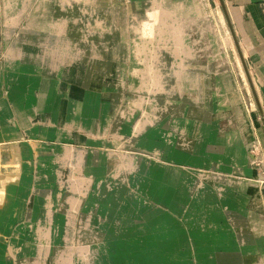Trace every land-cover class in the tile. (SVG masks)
<instances>
[{
	"label": "rangeland",
	"instance_id": "obj_1",
	"mask_svg": "<svg viewBox=\"0 0 264 264\" xmlns=\"http://www.w3.org/2000/svg\"><path fill=\"white\" fill-rule=\"evenodd\" d=\"M34 1L28 3V0H22L20 4L21 8H19V12H15V14L17 15H16V19H14L15 21L12 23L14 24L11 28L12 30L11 29H10L11 31L9 30L11 32L10 33L11 36L10 35L7 36L6 30H4L6 24L5 12H4L5 1L0 0V74H1L0 95L3 99L6 100V103L9 104L13 110L14 120L17 129L19 130V133L22 135V139L19 141V143L26 146V148L28 149V151L26 152L28 153V155L25 153L26 155L24 154L23 156H21L19 158L20 160L17 159L18 161L16 160V157H14L15 160H13L10 163L0 162V213L2 215H5L6 219L8 217H11V214L9 215L6 209L7 206H11L14 203V207L15 206L17 207V212H18L17 215L19 216L21 215L20 218L19 216L16 217V220L13 223L14 225L13 224L11 225L12 231H10L7 235L4 230L5 227H3L0 221V264H5L7 259L9 258V251L8 248L6 249V247H8V245L11 243L12 239L14 238L13 235L14 231H16V228L18 226L28 223V226H24L21 228V231L23 232L22 239L35 238L36 230L42 228L43 226L47 225L48 227L53 225L52 227H54V229H56L57 227L56 219L54 218V214H56L57 211L56 200L58 199V197L56 195L53 197L52 200L54 204L53 206L50 205L51 200L45 198L43 203L38 207V209H34V206L33 207L30 206V203L27 202L23 203V200H21V194H19L20 183L22 181L21 179H23L25 175L28 174L31 183L34 182V179L36 177V164L38 161L41 160L40 158L41 155L43 156L50 154V156L47 158L49 159L55 157L58 158V156H56L57 153L51 154L49 151H42L41 147L39 149V146H42L43 144L61 145V146L71 145L76 149H83V150L85 149L87 151L97 152L94 153L95 155L93 154V152L89 154V156H87V158H85V161L83 162H79L75 158H73L70 163H66V158L62 159L61 167L59 168V170H57L59 173L57 174L59 175L60 180L59 179L57 180L56 177H54L55 176L54 172L53 173L50 172L51 174H49V176L52 178L51 179L52 184L53 183L56 184L57 182L63 183L65 189V191L63 192L67 193L68 195H72L73 197H76L81 201L77 206L78 210L74 211L75 215L77 214V216L79 217L76 219L77 224L74 225L79 226L78 220H80L83 215H84L83 219L88 217L92 218V219H88L90 221V225L92 226L90 227L92 230H90V233L85 232V234L90 235L89 237H93L90 241L86 243L88 246L90 245L91 248H94V250L88 251V253L92 252V255L94 256L96 263L93 262L90 258L89 259L90 264H94V263L108 264V262H106L108 260L106 255L108 253H107V249L104 248V246H106L109 242H111L112 238L114 237L115 238L126 237L130 240L129 244L131 246L130 247L131 251H127L126 253L127 257H125V254L122 253L123 254L122 256H124V258L126 259L130 257L129 255L132 256L133 259H131V262H129L130 264H133L135 261H136L135 263L138 264L137 257L139 255H137L136 253L139 252V250L141 251L138 254H140L141 257L144 256L143 254L149 256L147 258L145 256L143 258H140L139 256L138 258L139 263L145 264L146 262H149L146 264H152L153 259L151 258L153 252L150 248L146 247L145 236H144L145 231H143L144 229L142 228L140 229V227L137 229V226L140 223L143 225H147L148 223H151L155 218L161 217L167 210L165 207H168L169 203L173 202L172 194L175 193V190L178 191L179 188H174V185L171 183V181L169 182L171 176L170 170L172 168L181 170L180 175L175 173L176 177L174 178V180L178 181L180 184L183 183L184 187L181 189V191H179L180 192L179 196L184 202H186V204L181 205V207L177 209V212L180 214L175 221L176 225L181 223L183 225H188L186 224V222H191V221L196 222V224H200V221L205 220L214 223L220 222L221 226H223L225 223L230 224L231 225L230 231H228V234H226L228 238H229V234H233V231L235 232L236 228H234L233 225L234 222L232 221V218L234 216L231 215L230 217H227V215H225L226 212L228 213V209L225 206L221 205V202L217 197L220 195V192L219 190L217 191V189L220 188L219 186L221 183H219V181L212 180L211 178L204 179V176H206V174L213 175L214 177L234 178L238 180L239 182L238 187H236V185L233 186V183L230 187L231 191L233 192L232 196L233 197L236 196L240 200L237 205L238 212H235L234 215L239 216L241 213V215L245 217L244 219H247L251 214V212H255L258 210L259 213L264 216V199L262 198L264 197V105L259 97V89L256 86L257 83L255 81L256 76L254 75V70L250 69L249 64L247 63L245 52H243L241 47H239L238 43H236V38L234 37L231 31L230 20L227 16L226 9L220 3V1L202 0V4L206 14L208 15V21L213 30L214 37H216L219 40L218 42L219 44L217 45L220 48V50L224 52V54L226 53L225 55L227 56L226 57L227 63L230 61L227 64V66L224 68L225 69L224 73H221L222 71L220 72L219 69L221 65H225L224 61L216 60V62L214 61L215 63H213L214 65L212 64L214 67L213 66L210 67L211 63L213 62L212 59L213 57H215L213 54L214 52L210 50L212 42L205 40L201 41L199 38V29L193 27V23H194L193 19L185 17L179 11L177 10L172 11L171 13H169V15L167 14L168 17H164L165 19H161L163 17L159 18L157 16L158 14L155 12L156 14L154 13V15L155 17L157 16L159 20L158 18L156 19L153 17L155 19L154 20L152 17H150V19H152L154 22L158 21L160 24L159 25L158 23H156L155 25V23L152 22L151 20L150 21L152 23H146L147 19L145 18L138 20L136 17L137 15L132 14L130 10H128L130 5L129 3L130 0H119V4L121 5V7L117 5L115 7L111 6L110 8L107 6H102L97 8L99 9V11L97 10L96 12L99 14H103L105 13V10L109 9L108 11H110L112 17L109 23L106 24L107 27L104 28L103 26H100V25H104L101 22L103 19L101 17L98 19L95 18L94 21L96 22L95 25L96 27L94 28L96 30L98 29L100 31L104 29L108 33L110 30L106 28L112 27L113 29H115V27L121 26L120 23L126 25V34L123 37V41L127 44L125 53H127L128 56H127V60H125V66H124L125 78L123 77V81H124L123 85L121 89L117 91L111 90L109 86H104L103 89H98L94 87L85 88L81 84V81H74L71 79H66L60 75H57L56 73L51 74V73L40 72L37 70L38 71L37 73L42 78L41 86L43 88L45 86H48V88L50 87L51 89L50 82L52 80L56 82V86H55V88L57 89L56 94H54L53 103L50 107L47 116L49 117V121L51 122V124L54 125V127L59 132L51 140L45 139L42 136L34 137L26 132L27 130L32 129V127L36 124V121L40 122L42 125L44 124V120L41 118V115L46 114V112H44L45 107L43 106V104H38L36 106H33L28 103L31 100L27 98L26 101H24L25 103L23 105L24 107L22 108V111L18 112L19 116H21V119L20 117H18L16 112L17 108L15 109V106L11 98L10 88L13 89V87H15L16 84L18 89L20 86H23L24 82L26 81L24 76L25 75L27 76V73H29L30 70L24 71L23 69H20L18 65H14V64L12 66L10 65L7 67L5 61V57L7 53L10 51V49L14 44L17 45V43L19 42H23L25 43V45L27 44L26 43L27 38L23 33L27 32L26 31L27 28L34 23L33 11L37 5L36 4L37 1L36 0ZM102 1L106 3L111 2V0H102ZM120 11L123 12L122 15H120ZM76 15L77 13L73 14L71 17H75ZM160 20H162L161 23L165 22L164 24H166V26H163V24L160 23ZM176 26L182 30V35H181L182 37L180 41L185 46H187L185 48L182 47L181 49L180 47L182 45L180 47L179 46L177 47L176 44L179 41L177 37L173 36L174 34L172 35L169 31H167L166 34L163 32L165 28H168L167 30H170ZM119 30L121 32V29ZM55 34L52 33V36L53 35L64 36V33L63 34L60 33L56 35ZM136 35L142 39L141 41L142 44L140 42L137 43L135 39ZM176 39L178 42L176 41ZM187 42L189 45L187 44ZM19 44L20 45H18L17 47L18 52H19L18 49L23 47L21 43ZM179 48L181 51L184 52L183 53L181 51L179 52L178 51ZM13 50L15 49L13 48ZM77 52H78V56L81 59H83L84 56L78 50ZM162 52L164 53L163 57H161ZM37 55L39 57L42 56L40 53H37ZM65 55H68V53H66ZM164 56H167L166 57L167 60L164 59ZM194 56H196V61H194L192 58ZM60 57L61 55L58 57L54 56L52 57L53 59L50 62L65 61L64 60L65 58L63 57L60 58ZM132 57L135 60L134 61V63H136L135 65L130 64V59ZM44 65L45 62L41 65V67L43 68ZM151 65H154L152 66L153 71L149 73V71L147 72L148 69L146 67L147 66L150 67ZM167 65L171 66V68L173 67V69H175L176 72L178 70L180 71L181 69L182 72L178 71L177 73H182V74L185 69L186 72L188 71L192 72L197 70L191 67L199 66V67H203V69L205 68L204 70L200 69L201 71L199 72L202 75L205 74L207 78L203 80L204 83L202 82L199 85V87H202L203 86L202 84L204 85L206 84V87L210 88V85L208 83L209 80L211 78L223 79L221 78L222 74H227V75L229 74L230 77L232 76L231 78L234 83H232L231 81L230 89H227L226 87L222 89L223 96L222 99L221 98L220 99H221V103L227 105L226 112H228L229 109L231 108L230 110L232 114L230 113L229 116L227 115L225 117L226 119L225 122L230 128V132H232L231 134L232 135L234 134L233 136H235V131H233L235 129L234 127H232L234 126L233 119H235L236 121L240 120L242 114L240 113L235 114V111L232 110V108H234V106L240 107L244 112L243 114L245 115V117L247 115V118H244L245 119L244 122L246 125V132L247 135L250 132H252L251 134L253 135V137L248 139L244 138L246 141L244 140L243 142L240 141V146L237 147L240 152L236 153V155H240V159L243 158L244 161H246V165L243 163L244 168L242 169V170L247 169L245 170V172L240 171L239 166L237 170H235V167L231 166L232 163L229 166V168H231L230 170H221L217 164L209 161L208 165L210 166V168H215V170L213 169L210 170L209 168H204V166L199 167V165H194L196 162H194L193 159L188 160L189 163H187L188 161H185L183 163L182 161L180 162L173 160V158H175L172 153L173 150L175 151L178 149L179 152H182L181 149L185 145L190 148L189 154L191 150H195L197 148L196 146L197 142H202L203 145L205 143V145L209 149L216 152H221V149H223V147L214 142H211L212 140L211 132L217 130L219 127L218 125L216 126L212 125L214 121H212L211 118H213L217 110L215 108L216 103L214 102V99L210 95L211 94L210 91L207 92V95L204 97H203L204 91L199 92V94H197L198 102H194V100L192 99L191 97L192 90H190L191 87L189 89L187 85L186 87L185 85H183L184 92L182 88L179 87L178 97L166 96V95H162L161 93H158L157 90H159L160 88L164 90H168L166 85L163 84V82L159 81L158 79L162 73V71H160V67L161 66L167 67ZM164 70L165 73L168 72L166 68ZM241 74L243 75V77L241 76ZM130 75H133L132 76L133 79H131ZM211 81L214 80L211 79ZM221 83L224 85L227 82L221 80ZM232 84H234V86ZM75 88H78L82 91L85 90L84 92L86 93V96L83 95L80 97L79 96L75 97L73 95ZM169 88L171 89L168 90V93L170 91L176 90L174 88L173 83L170 85ZM202 89L204 88L202 87ZM185 90L186 91L189 90V92H185ZM115 93L117 95H115ZM180 93L181 94L185 93V96L181 95L182 96L181 97ZM186 93L187 95L188 93H190L188 95L189 97L186 95ZM229 94L235 95L234 99L232 100L234 103H232V101L231 102L229 101ZM103 98L105 99L120 98V104L121 105L124 104L126 106V109L129 112L131 111L130 113H133L135 110L134 108L136 106H139L138 103L143 105L145 101H141V100L144 99L159 100V101L161 100V101H167L169 103L173 102L175 103V105H171V104L169 105L167 104V105L173 107V109H176L174 116L178 120L176 123V127L174 128L173 124L170 123L166 129L162 130L160 134L159 133L157 134V137L154 140L161 145L160 148L158 149V152L148 151L147 149H142L141 147L137 148L136 141H133L130 138L126 139L128 143L126 141H122L121 139H119V137L115 136L114 133L109 132L108 125L106 124L103 125L101 119L97 118V114L95 115L92 114L93 110L97 108L96 106L97 104L95 103L96 101H98V104H100L99 106H101V110L105 108L103 107L104 106ZM80 102H82V104H85L86 107L85 113H80V110H78V104ZM249 105H252V107L250 106L252 109L249 108ZM192 106H197L202 113L205 114L206 112L207 114H209V116L206 117L207 120L201 118L200 119L194 118V116L191 115ZM138 111L140 113V109ZM95 112L96 111H94V113ZM142 113L143 112H141L140 117H137L139 118L140 121L139 122L136 121L133 124L130 123L129 126L136 125L137 127H141L143 123H145L146 121L145 116L148 115L147 113H144V118H143ZM165 116L166 115H164V117ZM192 121H194L193 124ZM7 123L14 127V122L11 116L7 119ZM163 123L164 121L158 122V125L164 126ZM190 124H192L191 128H190ZM149 125L151 127H157V123L154 125L147 123L146 126L148 127ZM0 126L3 127L1 123ZM61 130H65V131L61 132ZM1 131L2 130L0 129V140H1L0 146L3 145L4 147H10L9 143L7 142V140H11L10 137H7L9 136V134L6 132L4 128H3L4 135L3 133H1ZM149 131L150 132L153 131L155 133L154 128L150 129ZM239 132H240V125H239ZM75 133H77L78 134L77 136H79L80 138H75L76 136ZM214 134H216L214 135L215 137L219 133H214ZM69 137H71L72 139H68ZM19 138H21V136ZM65 139H68V141L67 142L64 141ZM232 140L234 139L232 138ZM13 143L14 142H12V144ZM120 153H124V155H128V157L132 156L131 159L133 161L135 160L134 155L142 156L146 159V161H148L146 162L145 165H141V167H139L137 172H139L138 173L139 175H146L148 173L147 165L149 163L152 166V173L148 175L149 178L152 180L153 179L155 180L157 178L160 181L163 180V182L162 181L161 182L163 183V185L166 186L165 191H163V193L165 192L166 194V199L163 204L164 207L156 204V202L151 200L150 201L147 200V202L143 203L142 205L135 207V205L132 203L134 198L133 192H136L138 186H134V185L129 186L127 184L128 188L126 186L122 187L119 179L116 180V176L113 179L109 178L110 174L113 172L112 169H114V166L117 164L118 161L117 154ZM57 155H59V153ZM109 156L112 157L109 158ZM136 161L140 163L139 162L140 160L136 159ZM28 164H29L28 168L30 169L27 171L26 167ZM162 164L165 166H163ZM76 167H79L77 168L78 169L77 176H72L74 173L73 169L74 168L76 169ZM96 169H101V170H96ZM80 170L82 171V173H80ZM32 186L33 184L32 185L30 184L29 186L30 193L28 192L27 194L28 197H31L29 196L31 194L32 196L41 195L40 197H42L41 191H45L46 188H42L39 186H35V187ZM53 188L54 186L46 189L48 190L46 192L53 193L54 192ZM122 190L126 191V196L124 197L129 199V201L127 199H124L126 200L124 201V204H115L114 206L109 204L108 205L109 210L105 211L107 207L105 208V210L103 209V211H101V215H99L100 217H97L94 212L90 216L87 214L90 212L91 205L87 206L86 208L87 211L83 210V207L86 206V203L91 199H95L97 195H103L104 193H106L104 195V199L108 198L110 201H108L107 203H110L112 201V198L116 199L117 193L118 192L121 193ZM209 190L212 193L211 195L213 196V198L216 199H211L209 201L208 200L206 201L205 199L206 193ZM12 193H16L17 195ZM11 195H13V197H11ZM229 197L232 199L231 193L229 194ZM197 199L198 201L195 202L194 205V200ZM83 200H85L86 202ZM255 201L257 203H255ZM107 203L106 201H104L103 206L106 205ZM209 207L213 209H210ZM45 209H47L46 210L47 213L45 212L47 215L46 217L44 215ZM211 211H215L218 214L216 215L217 219L214 218L213 216L216 213L211 214ZM40 217H45V218L43 220H40ZM11 218L8 220V223L12 220ZM85 221H87V219H85ZM171 222L172 221H170L169 226H172ZM164 223H166V221ZM5 224L7 225V223ZM98 225H102L104 229L102 228V230H99L97 227ZM123 225H126L125 228L123 227ZM80 228L83 229L82 227ZM109 230H112L113 233H111ZM132 230L134 232H132ZM237 230L240 233V224L237 226ZM245 230H249L247 225H245ZM139 232L142 233L139 234ZM251 232L252 231H250V233ZM108 233H110L109 236ZM153 233L155 234V232ZM148 234H150V232ZM212 234H214V237H217L216 238L217 240L218 239L221 240V238H224L221 235V232H219L215 228H213ZM164 235L165 234L163 235L156 234L153 236V238H157L159 240L163 238ZM57 237L60 239L61 238L65 239L66 238L65 231H63V233H61L60 236L54 234L53 237L54 243ZM77 237L80 236L78 235ZM77 241L79 242V239H77L75 242H73L74 244L71 245H76ZM81 242H86V241H81ZM25 243L26 241L24 242V244ZM226 244L232 245L231 240H227ZM97 245H99L98 248L96 247ZM260 248L259 246H256L255 252L254 253L250 252L249 255L250 257H247V259L245 258L243 262H241L243 259L242 260L240 259V264H264V252H262V249ZM180 251L182 252L183 250L180 249L179 253ZM213 252L215 253L217 259L218 257H221L223 254L231 255L233 253H237L238 251L232 248L231 249L221 248ZM21 253H23V251H21ZM24 254L25 252L23 253V256ZM122 256L121 258H123ZM134 257L136 258V260H134ZM230 258L231 257H228L227 259ZM140 259L141 260L144 259V261L142 260L141 262ZM148 259H151V261H149ZM87 264H89L88 261Z\"/></svg>",
	"mask_w": 264,
	"mask_h": 264
},
{
	"label": "bare ground",
	"instance_id": "obj_2",
	"mask_svg": "<svg viewBox=\"0 0 264 264\" xmlns=\"http://www.w3.org/2000/svg\"><path fill=\"white\" fill-rule=\"evenodd\" d=\"M4 1H5L4 12H5V19H6L4 30H6V34L8 36L10 35L11 33L10 31L12 30L11 28L14 25L12 23L15 21L14 19H16L17 14H15V12H19V8H21L20 4L22 0H4ZM32 1L34 0H28V3ZM36 1H37L36 3L37 5L33 11V18H34L33 22L34 23L27 28L26 30L27 32L23 33L27 38V41H26L27 44L25 45V43L19 42L23 45L22 48L18 49L19 52L17 51V47L18 45H20L19 43L16 42L17 45L14 44L12 46V48L10 49V51L7 53L5 57L7 67L10 65L12 66L14 64V65H18L19 68L23 69L24 71L32 70V72H35V70L39 68V62H40L39 60H42L44 58L48 59L49 56H51V54L52 55L57 54L56 55L57 57L61 55L60 58L62 57L65 58L64 59L65 61L62 60L64 63L59 62V61L57 62L52 61L51 63L52 65L50 67L52 68L51 70L53 73L60 74L61 70L64 69L63 73H65V75L62 74L64 78L79 79L81 80V84L85 88L94 87L98 89H103L104 86H109V88L113 91H117L121 89L123 82H124L123 77L125 73L124 72L125 71L124 70L125 60H127V56H128V54L125 53L127 44L123 41V37L126 34V25H124L123 23H120L121 26L115 27V29H113L112 27L106 28L110 30L108 33L104 29L99 31L98 29L96 30L94 28L96 27L95 26L96 22L94 21L95 18L98 19L101 17L103 19L101 22L104 25H100V26H103L104 28V27H107L106 24L109 23L112 17V14L110 13V11H108L109 9L105 10V13L99 14L96 12L97 10L99 11V9L97 8L102 7V6H107L110 8L111 6L115 7L117 5L121 7V5L119 4V0H111V2H108V3L103 2L102 0H63L64 2L62 0H36ZM129 3L130 5H129L128 10H130L132 14H136L137 15L136 17L138 20L142 18L147 19L146 23L154 22L152 19H150V17L152 18L154 17L156 19L158 17L159 18L163 17L161 19H165L164 17H168L169 13H171L174 10L179 11L185 17L193 19L194 21L193 27L199 29L200 40L212 42L210 50L214 52L213 54L215 57H213L212 59L213 62L211 63L210 67L214 65L213 63H215L216 60L224 61L225 65H221L219 67L220 72L222 71L221 73H224V70H225L224 68L227 66V64L230 61L228 60L229 62L227 63V58H226L227 56L225 55L226 53L224 54V52L220 50V48L217 45L219 44L218 43L219 40L216 37H214L213 30L208 21V15L206 14L203 4H202V0H130ZM155 12L158 14L157 15L158 17L157 16L155 17L154 15ZM76 13L77 15L75 17L77 18L71 17L73 14H76ZM122 14L123 12L120 11V15ZM72 18H75V19H72ZM161 22L162 20H160V23ZM154 23L155 25L156 23L159 24L158 21ZM164 23L165 22L161 24H163V26H166V24ZM119 29H121V32ZM167 29L168 28H165V30H163L165 34L167 33V31H169L172 35L174 34L173 36L178 38L179 42L176 39V41L178 42V43L176 42L177 47L178 46L180 47L181 45H182L180 47L181 49L182 47L184 48L187 47L180 41L182 37L181 29H179L177 26L173 27L170 30H167ZM52 33L54 34L64 33V36H61V35L52 36ZM135 39L137 43L139 42L141 43L142 41V39L138 37L137 35L135 36ZM13 48L15 50H13ZM180 48L178 49L179 52L181 51ZM77 50L84 56L83 59H81L78 56ZM181 52L183 53L184 51H181ZM37 53H40L42 56L39 57ZM66 53H68V55H65ZM163 54L164 53L162 52L161 57H163ZM66 57H69V58H66ZM166 57L167 56H164V59H166ZM192 58L194 61H196V56ZM50 61L49 59L48 61L42 60L43 63L45 62L44 70H46L49 67L47 65H49L48 62ZM134 61L135 60L132 57L130 59V64L135 65L136 63H134ZM152 66L154 65H151L150 67L148 66L146 67L148 69L147 72L149 71V73H151L153 71ZM165 68L168 71L166 73L164 70ZM191 68H195L198 71L195 70L191 72L187 70L188 72H186L185 71L186 69H185L184 72L186 73L183 72L182 74V73H177L179 70L176 72V70L173 69V67L171 68V66H168V65L167 67L161 66L160 71H162V73H161V76L158 78L159 81L163 82V84L166 85L168 90L171 89L169 87L173 83L174 88L176 90L170 91L168 93V90H164L160 88L157 91L158 93H161L162 95L178 97L179 87H181L183 90V87H184L183 85H185V87L187 85L189 89L191 87L190 89L192 90L191 97L194 100V102H198L197 94H199V92L204 91V95H203L204 97L207 95V92L210 91L211 92L210 95L212 96V98L214 99V102L216 103L215 108L217 110L213 118H211V120L214 121L212 125L213 126L218 125V127L220 128V129L218 128L217 130H214L213 132L210 131L212 133L211 142H214L222 146L223 149H221V152H216V151L209 149L205 145V143L203 145L202 142H197V145H196L197 148L195 150H191L190 154H189L190 148L186 145L184 147L182 146L183 147L181 149L182 152H179L178 149L175 151L173 150L172 153L175 157L173 158V160L180 161V162L182 161L184 163L185 161L193 159L194 162H196L194 165H199V167L204 166V168H209L210 170L211 169L215 170V168H210V166L208 165L209 161L217 164L221 170H230L231 168H229V166L232 163L231 166H234L235 170H237L239 166L240 171L245 172V170L247 169H244V170L242 169L244 168V164L246 165V161H244L243 158L240 159V155H236V153L240 152L239 149L237 148L238 146H240V141L243 142L245 140L244 138L248 139V138L253 137V135L251 134L252 132H250L248 135L246 132V125L244 122L245 121L244 118H247V115L245 117V115L243 114L244 112L242 111L240 107L234 106V108H232V110L235 111V114H239V113L242 114V117L240 120L236 121L235 119H233L234 126L232 127H234L235 129L233 130L235 131V136H233L234 134L233 135L231 134L232 132H230V128L225 122L226 121L225 117L227 115L229 116V114L231 113V110H230L231 108L229 109L228 112H226L227 105L221 103V99L223 96L222 89L225 87L227 89L231 88L230 83L232 81V78H231L232 76L230 77L229 74L228 75L222 74L221 78L223 79L211 78L214 81H211V79L209 80L208 83L210 85V88H207L206 84L205 85L202 84L203 85L202 87L204 88L202 89V87H199V85L202 82L204 83L203 80H205V78L207 77L205 76V74L202 75L199 71L204 70L205 68L203 69V67H199V66L191 67ZM145 69H144V72H145ZM242 74L241 76L243 77ZM132 76L133 75H130L131 79H133ZM24 78L26 81L24 82L23 90L26 91V94L21 95V93H19V90H18V93H16L17 84L15 87H13V89L10 88L11 98H12L15 108H17V112L22 111V108L24 107L23 105L25 103L24 101H26L27 98L29 100H32L35 98L33 94L36 92L37 85L40 80V77H38L36 73H27V76L25 75ZM221 80L227 83L223 85L221 83ZM0 81H1V74H0ZM232 83L234 82L232 81ZM52 85L56 86L55 82H52ZM232 85L234 86V84ZM244 87H245V84H244ZM186 90L185 92H189V90L188 91ZM84 91L78 88H75L73 95L75 97H78V96L80 97L81 94L86 96V93ZM77 93H78V96H77ZM189 94L190 93H188V95ZM115 95L117 94L115 93ZM181 95L185 96V93L184 94L180 93V96ZM234 97L235 95L229 94V101L231 102L234 99ZM103 101H104L103 107L105 108L101 110V106H99L100 104H98V101H96L95 103L97 104L96 105L97 108L93 110L92 114L94 115L97 114V118L101 119V122L103 123V125L105 124L108 125L109 132L114 133V135L119 137V139H121L122 141H126L128 143L126 139L130 138L133 141H136L137 148L141 147L142 149H147L148 151L158 152V149L160 148L161 145L154 140L156 139L157 134L158 133L160 134L162 130L166 129L170 123H172L175 128L176 123L178 121L174 117L176 109H173V107L168 106L169 104L175 105V103L173 102L169 103L167 101H161V100L159 101V100H150V99L145 100L144 99L141 101H145V103L143 105L138 103L139 106H136L134 108L135 109L134 112L130 113L131 111L129 112L126 109V106L124 104L122 105L120 104V98H106V99L103 98ZM0 103L2 104V106L0 107V123L3 125V128L9 134V136L7 137H10L12 140L18 139L20 137V134L16 133L15 127L7 123V119L11 115H10V111L8 110L9 107L6 104V100L1 99ZM232 103L234 102L232 101ZM250 106L252 107V105H249V108L252 109ZM85 108H86L85 104H82V102L78 104V110H80V113H85ZM137 109L138 110L140 109V113ZM94 111L96 112L94 113ZM141 112H143L142 113L143 118H144V113L148 114L145 116V120H146V121L144 120L145 123H143V125L141 124L142 125L141 127H137L136 125L129 126L130 123L133 124L136 121L137 122L140 121L139 118L137 117L141 116ZM47 115H48V112L44 115H41V118L44 120L43 125L40 122L36 121V124L32 127V129L31 130L29 129L26 132L29 133V135H32L34 137L42 136L45 139H50V140L53 139L59 131H57L54 125L51 124V122L49 121V117ZM164 115L166 116L164 117ZM191 115H193L194 118L196 119L201 118V119H206V120H207L206 117L209 116V114H207L206 112L205 114L202 113L201 110H199L197 106H192ZM163 121H164L163 123L164 126L158 125V122H163ZM147 123L148 124L150 123L151 125H154L157 123V127H151L150 125L147 127L146 126ZM193 123L194 121H192V124ZM192 124H190V128ZM239 125H240V132H239ZM153 128L155 130V133L153 131L152 132L149 131L150 129H153ZM62 131L64 132L65 130H61V132ZM214 133H219V134L214 137V135H216ZM75 134H76L75 138H80L79 136H77L78 135L77 133ZM232 138L234 140H232ZM68 139H72V138L69 137ZM68 139H65L64 141L67 142ZM13 145L16 146L17 144L14 142ZM40 147L42 151H49L51 154L59 153V155L56 154L58 158L55 157V158L49 159L47 157H49L50 154L43 155V156L41 155L40 156L41 160L38 161L36 164V177L34 179V182L31 183L29 175L28 174L25 175V177L21 179L22 181L20 183L19 194H21V200H23V203L25 202L30 203V206L32 207L34 206V209H38V207L43 203L45 198L50 199L51 200L50 205L53 206L54 204L52 200H53V197L56 195L58 197V199L56 200L57 211H56V214H54V218L56 219L57 227L56 229H54V227H52L53 225L48 226V227L47 225L43 226L42 228L36 230V233H35L36 237L33 239L31 238L32 239L31 240L29 238L22 239L23 232L21 231V228L24 226H28V223L18 226L16 228V231H14V234H13L14 238L12 239L8 247H6V249L8 248V251H9V258L7 259L5 264H72V263L87 264V261L90 264V260H89L90 258L93 262H95V258L92 255V252L88 253V251H92L94 250V248H91L90 245L88 246L86 244L93 237H89L90 235L85 234V232L90 233V230H92L90 228L92 226L90 225V221L88 220L92 218L88 217V218L83 219V216H84L83 215L81 219L78 220L79 226L74 225V224H77L76 219L79 218L77 214L75 215L74 211L78 210L77 206L79 205L81 201L77 199L76 197H73L72 195H68L67 193L63 192L65 191L63 183L57 182L56 184L54 183L52 184L51 183L52 178L49 176V174L54 172L55 173L54 177H56V179L58 180L59 173L57 170H59V168L61 167L62 159L66 158V163H70L73 158H75L79 162H83L85 161V158L89 156V154H91L92 152L93 154L97 152L87 151L85 149L84 150L76 149L72 147L71 145L61 146V145L43 144L42 146H39V149ZM27 151L28 149L24 145H21V146L19 145V147L18 146L15 147L16 160L19 159L21 156H23ZM111 157L112 156H109V158ZM127 157L128 155H124V153L117 154L118 161H117V164L114 166V169H112L113 172L110 174L109 178L113 179L116 176V180L119 179L122 187H125V186L127 187V184L129 186H132V185L138 186L136 192H133L134 198H133L132 203L135 205V207L142 205L143 203L147 202V200L154 201L156 202V204L163 206L165 199H166V194L165 192L163 193V191H165L166 189V186L163 185L162 183L163 180H161L162 181L161 182L158 178L155 180L154 179L152 180L149 178L148 175L152 173V166L149 163L147 165L148 173L146 175L138 174L139 172H137V170L139 169V167H141V165H145L146 162H148L146 161L144 157L134 155V158H135L134 161L131 159L132 156L128 158ZM136 159L140 160L139 161L140 163H138ZM187 163H189V161ZM28 167H29V164L26 167L27 171L30 169ZM77 168L79 167H76V169L75 168L73 169L74 173L72 176H77V171H78ZM96 170H101V169H96ZM75 171H76V174H75ZM180 171H181L180 169H173V168L170 170L171 176L169 174L170 176L169 182L171 181V183L174 185V188H179V189L178 191L175 190V193L172 194L173 202L169 203L168 207H165L167 209L166 212L161 217L155 218L151 223H148L147 225H143L140 223L137 226V229L140 227V229L142 228L144 229L143 231H145L144 236H145L146 247L150 248L153 252L152 258H151L153 259L152 264H240V241L245 238V240H247L245 241V243H251L250 241H252V239L254 238H257L258 236L256 237L255 232H253V234L248 233L246 234L247 236L245 235L244 237L241 238V236H243L244 234H241V232L239 233L237 230V226L240 223V217L234 215V213L238 212L236 206L240 200L238 197L236 196L233 197L232 195H231L232 197L231 199L229 197V194L231 193L230 187L232 183H233V186L236 185V187H238L239 185L238 180L234 178L214 177L213 175H207V174L206 176H204V179L211 178L212 180L219 181V183H221L219 186L220 188L217 189V191L219 190L220 195L217 197L219 198L221 205L225 206L228 209V213L226 212L225 214L228 217L232 215L234 216V218L237 219L233 223L234 228H236V230L235 232L233 231L232 238L230 239L232 240V244H234V247H233V245L226 244V241L229 239L226 236V234H228V231H230V228H231L230 224L225 223L223 226H221V223H214L211 221L202 220L200 221V224H196V222L191 221V222H186V224L188 225H183L182 223L176 225L175 221L180 214L177 212V209H179L181 205L186 204V202H184L179 196L180 195L179 191H181V189L184 187L183 183L180 184L178 181L174 180V178L176 177L175 173L180 175ZM80 173H82L81 170H80ZM30 184L31 185L33 184L32 187L39 186V187L46 188V189L54 186L53 188L54 192L53 193L46 192L48 190L45 189V191H41L42 197H40L41 195L32 196V194L29 195L31 197H28L27 194L29 192ZM16 193H12V194H16ZM105 194L106 193H104L103 195H97L95 199H91L90 201H88L86 203V206L83 207V210L85 211L87 206L91 205L90 212L89 213L86 212V213L90 216L94 212L97 217H100L99 215H101V211H103V209L105 210V208L107 207L105 211L109 210L108 209L109 204H111L112 206H114L115 204H124V201H126L124 199H127L126 197H124L126 196V191L122 190L121 193L119 192L117 193L116 199L112 198V201L110 203H107L110 200L108 198L104 199ZM211 194L212 193L210 192V190L207 191L206 198H205L206 201L207 200L209 201L212 199ZM11 197H13V195H11ZM262 198L264 199V197ZM127 200L129 201V199ZM104 201H106L107 204L103 206ZM197 201L198 199L194 200V205H195V202ZM255 203L257 202L255 201ZM233 207H235L236 209H234ZM209 208L213 209L211 207ZM46 210L47 209L44 210L45 217L47 216ZM231 210L233 211V213L231 212ZM6 211L9 213V215L11 214L12 218L8 217L6 219V216L0 213V221L3 227H5L4 230L7 235L10 231H12L11 225L14 223V221L16 220V217H18L19 215H17L18 213L17 207L16 206L14 207V203L11 206H7ZM212 213H216V212L211 211V214ZM253 213H257L258 216H255ZM251 214L252 216L253 215L254 216L250 217V219L251 218L253 220L259 219V221L263 222L264 224V216L260 214L258 210L255 212H251ZM216 215L218 214L216 213L215 215H213L214 218H216ZM20 217L21 215L19 216V218ZM45 217H40V220H43ZM10 218L12 220L8 223V220ZM85 219H87V221H85ZM165 221L166 223H164ZM170 221H172L171 222L172 226H169ZM5 223H7V225H4ZM125 226L126 225H123L124 228ZM260 226L261 225L254 226L256 228L255 230L257 231L258 229L264 230V225L261 227ZM80 227H82L83 229H81ZM97 227L99 230H102V228L104 229L102 225H98ZM213 228L221 232V235L224 238H222L221 240L218 239L219 241H217L216 239L217 237H214V234H212ZM63 231H65L66 233V238L60 239L57 237L54 243V239H53L54 234L55 235L57 234L58 236H60V234L63 233ZM109 231L113 233L112 230H109ZM132 232L134 231L132 230ZM142 232H139V234H141ZM147 232L148 233L150 232V234H148ZM153 232H155V234ZM262 233L263 235L261 236V238L257 239V243L259 246H261L260 249H262V252H264V232ZM156 234H159V235L165 234V235L163 236V238L158 240L157 238H153V236ZM78 235L80 237H77ZM109 235L110 233H108V236ZM77 239H79V242L77 241L76 245H71V244H74L73 242H75ZM80 240L86 241V242H81ZM25 241L26 243L24 244ZM149 241H152V242H149ZM129 242L130 240L126 237L112 238L111 242H109L106 246H104V248L107 249V253H108L106 255V257L108 258L106 262H108V264H130L129 262H131V259H133L132 256L129 255L130 257L127 258L128 261L126 258H124V256H122L123 254H125V257H127V254H126L127 251H131L130 250L131 246ZM242 243L243 242H241V244ZM235 244H237V246H235ZM98 246L99 245H97L96 247L98 248ZM221 248L223 249L232 248V249L237 250L238 252L233 253L231 255L223 254L221 257H218L216 259V255L213 251H216ZM180 249H182L183 251L182 252L180 251L179 253ZM21 251H23V253L25 252L24 256H23V253H21ZM140 251L141 250H139V252ZM139 252L137 253L135 252V253L139 255L140 258H143L144 256L146 258L149 257L146 254H143L144 256L141 257V255L138 254ZM121 256L124 259L121 258ZM139 256L137 257L138 264H140L138 260ZM227 256L231 258L227 259L228 258ZM135 257H134V260H136ZM151 259H148V260L151 261ZM244 259L245 258H243V260L241 259L242 260L241 262H243ZM142 260L144 261V259ZM146 263H149V262H146Z\"/></svg>",
	"mask_w": 264,
	"mask_h": 264
},
{
	"label": "crops",
	"instance_id": "obj_3",
	"mask_svg": "<svg viewBox=\"0 0 264 264\" xmlns=\"http://www.w3.org/2000/svg\"><path fill=\"white\" fill-rule=\"evenodd\" d=\"M218 1H220V3L226 9L227 16L230 20L231 31H232L234 37L236 38V43H238L239 47H241L243 52H245V56L247 58V63L249 64L250 69L254 70V75L256 76L255 81L257 83L256 86L259 89V97L261 99V102L264 105V0H218ZM54 56H56V55L51 54V56H49V58H48L49 61L52 60L53 59L52 57H54ZM48 59L44 58L42 60L48 61ZM51 63L52 62H48L49 67L46 70H44V66H43V68L41 67L43 62L40 61L39 62V68H37L35 70V72H32V70H30L29 73H36L39 77H40V75L37 73L38 71L52 74L53 73L51 70L52 68L50 67L52 65ZM63 72H64V69H62L61 73L57 74V75L64 77L63 75H65V73H63ZM33 75H35V74H33ZM66 79H68V78H66ZM41 80L42 79L40 77V80H39L38 85H37V90L33 94L35 98L32 99L31 101H29L28 103L33 105V106H36L37 104H43V106L45 107L44 112L47 113L50 110V107L53 103L54 94L56 93V88H55V86L52 85V82H55V81L52 80L50 82L51 83L50 84L51 89H50V87L48 88V86H45L43 88L41 86V82H42ZM71 80L81 81L79 79H71ZM55 84H56V82H55ZM0 86H1V81H0ZM18 90H19V93H21V95L26 94V91L23 90V86H20L19 89L17 88L16 93H18ZM77 96H78V93H77ZM81 96H83V94H81ZM0 98H1V95H0ZM1 99H3V98H1ZM1 99H0V101H1ZM7 105L9 107L8 110L10 111L11 118L14 122V127L16 130V133L20 134L19 130L17 129L15 120H14L13 110H10L12 108L9 104H7ZM1 106H2V104L0 103V107ZM16 112H17V109H16ZM17 115L21 119V116H19L18 112H17ZM0 129L3 131V127L0 126ZM2 131H1V133H3V135H4V131L3 132ZM20 136H21V138L15 139L14 141H12V139L7 140L10 147H4L3 145L0 146V162L1 163H10L13 160H15L14 159L15 147H17V146L19 147V145H22L19 143V141L22 139L21 134H20ZM15 141L17 144L16 146H14L12 144V142H15ZM26 154L28 155V153H26ZM230 191H231V188H230ZM232 193L233 192L231 191V195H232ZM212 199H216V198H213V196H212ZM233 208L236 209V208H238V206H236V208L235 207H233ZM235 211H237V210H235ZM231 212L233 213L232 210H231ZM253 214L255 216H258L257 213H253ZM239 216H240V223H239L240 224V232H241V234H244L243 236H241V238L244 237L248 233L253 234V232H255L256 237L258 236L257 238L252 239V241H250L251 243H245V241H247V240H245V238L240 241V259H243L246 257H250L249 256L250 252H252V253L255 252L256 246H259L257 243V239L261 238V236L263 235L262 232H264V230L258 229V231H257V230H255L256 228L254 226H256V225L263 226L264 224H263V222L259 221V219L258 220H253L252 218L250 219V217H253L252 214H250L247 219H244L245 217H243L241 215V213ZM236 220H237L236 218H234V217L232 218L233 222ZM253 224H255V225H253ZM245 225H247L249 230H245ZM251 230H252V232L250 233ZM230 236L232 238V234H229L228 240L231 239ZM217 241H219V240H217ZM241 242H243L244 244L243 243L241 244ZM231 243H232V240H231ZM232 245L234 247V244H232ZM235 246H237V244H235ZM260 247L261 246H259V248ZM229 249H231V248H229Z\"/></svg>",
	"mask_w": 264,
	"mask_h": 264
}]
</instances>
